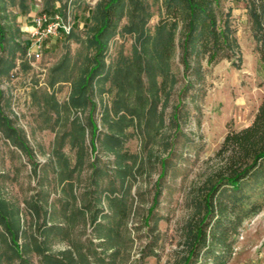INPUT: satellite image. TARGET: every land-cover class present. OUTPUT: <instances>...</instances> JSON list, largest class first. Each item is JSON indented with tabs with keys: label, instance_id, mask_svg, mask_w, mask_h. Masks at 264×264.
Returning a JSON list of instances; mask_svg holds the SVG:
<instances>
[{
	"label": "rangeland",
	"instance_id": "1",
	"mask_svg": "<svg viewBox=\"0 0 264 264\" xmlns=\"http://www.w3.org/2000/svg\"><path fill=\"white\" fill-rule=\"evenodd\" d=\"M51 2L27 0L26 11L18 0L9 9L17 40L30 41L31 47L18 50L14 69L0 75V117L12 121L31 150L19 149L0 130V197L22 223L27 261L21 263L2 239L0 264H48L50 256L59 264H85L84 259L88 264H183L188 227L202 216V187L216 170V153L229 131L253 122L264 100V59L249 0H223L232 10L241 62L237 57L203 61L202 74L185 73L177 50L170 67H160L155 77L141 73L142 105L134 92L120 96L114 82L106 81L103 94L94 97L100 131L95 153L88 130H79L91 108L71 109L69 99L93 57L86 27L99 0L57 1L73 34L50 37L38 58L34 19L47 13ZM158 20L156 15L149 23L152 33ZM135 45V37L122 32L112 40L106 60L112 71L130 66ZM127 76L130 88L138 70ZM153 98L158 111L147 114ZM102 102L113 119L123 103L136 111L144 107L143 116L121 135L124 158L107 142L117 127L102 122ZM226 264H264V212L244 222Z\"/></svg>",
	"mask_w": 264,
	"mask_h": 264
},
{
	"label": "trees",
	"instance_id": "2",
	"mask_svg": "<svg viewBox=\"0 0 264 264\" xmlns=\"http://www.w3.org/2000/svg\"><path fill=\"white\" fill-rule=\"evenodd\" d=\"M18 0H0V75L10 74L16 66V53L31 47L27 41L22 45L17 40L11 23L10 7ZM51 2L45 9L49 14H63V4ZM223 0H99L87 19V47L92 50V59L84 65L79 78L73 83L69 105L71 109L86 111L90 107L87 122H80L79 130L92 136L93 153L98 150L99 126L95 117L98 92L103 94L106 81L112 80L120 96L129 90L136 94L141 105L145 99L142 72L156 76L160 67H170L173 55L180 51L185 73L202 74L203 61L216 64L224 59L238 58L241 51L232 24V10H226ZM22 10L28 9L27 0H19ZM249 15L264 59V0H249ZM67 3H65V8ZM159 20L154 33L149 23L154 16ZM127 18L126 24L121 25ZM131 34L136 45L131 64L112 71L107 56L112 40L119 34ZM73 31L67 37H71ZM151 52V53H150ZM157 60L159 65L156 66ZM138 70L139 78L131 84L128 73ZM154 87V88H153ZM152 88L155 89V86ZM152 99L146 113L158 111ZM121 101V97L118 99ZM103 104L102 122L110 123L117 131L108 135V143L121 158L124 144L121 135L125 127L134 123L143 114L123 103L118 108L116 119L111 118L106 103ZM179 108V106H178ZM121 112H123L121 114ZM178 113L176 116L178 117ZM143 116V115H142ZM79 122L78 117L74 123ZM0 130L16 147L29 151L26 138L22 136L8 117H0ZM217 167L202 187V216L191 222L187 231V255L183 264H226L234 250V244L244 222L264 212V100L258 108L253 122L241 129L231 130L216 153ZM80 162L79 155L77 164ZM164 165V164H163ZM69 178H63L66 182ZM35 209L37 206L34 205ZM16 215V216H15ZM95 221L97 215L94 216ZM194 223V224H193ZM0 241L3 239L14 256L27 262L24 246L20 243L24 228L7 200L0 197ZM51 230V227H48ZM48 264H59V259L46 257ZM71 262H76L74 255ZM83 262V258H80ZM85 264L88 260L84 259ZM63 263V262H62Z\"/></svg>",
	"mask_w": 264,
	"mask_h": 264
},
{
	"label": "built area",
	"instance_id": "3",
	"mask_svg": "<svg viewBox=\"0 0 264 264\" xmlns=\"http://www.w3.org/2000/svg\"><path fill=\"white\" fill-rule=\"evenodd\" d=\"M34 31L32 40L34 54L39 58L41 51L50 37H58L60 34L69 35L72 31V24L66 23L59 13H43L34 19Z\"/></svg>",
	"mask_w": 264,
	"mask_h": 264
}]
</instances>
